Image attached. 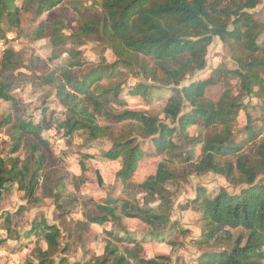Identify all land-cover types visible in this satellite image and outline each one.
Wrapping results in <instances>:
<instances>
[{"label": "trees", "instance_id": "obj_1", "mask_svg": "<svg viewBox=\"0 0 264 264\" xmlns=\"http://www.w3.org/2000/svg\"><path fill=\"white\" fill-rule=\"evenodd\" d=\"M63 1L0 0V39H7L5 33L12 29L18 32L24 15L38 19L49 11H62ZM260 4L264 5V0H100V14L76 21L68 34L61 15L35 26L31 40H46L52 54L49 60L31 56L26 63L19 51L0 45V100L10 105L0 119V129H6L11 141L8 152H0V192L16 188L27 203L39 201V189L50 193L55 204L63 198L61 160L43 137L49 128H55L62 138L81 137L76 152L81 184L86 182V163L93 157L88 150L106 142L109 145L98 156L120 161L115 179L126 197L92 199L82 208L83 220L74 222L78 234L92 224L110 226L103 230L108 238L103 253L92 264H166L169 256L143 257L142 243L186 234L171 220L174 193L168 185L207 172L223 176L238 191L231 194L221 187L209 193L199 189L186 203L202 222L201 238L196 242L200 254L190 264H262L264 21L254 13ZM214 37L226 45L235 67L229 69L221 62L205 79L183 85L189 74L205 68L207 48ZM88 40L101 46L95 63L82 58L79 50ZM66 46H70L69 59L49 68L48 61L58 59L56 51ZM106 52L113 56L112 62L107 61ZM37 64L41 65L38 73L33 70ZM20 70L32 71L33 76L29 78ZM229 76L238 82L237 94L228 86ZM129 77L136 81L129 83ZM29 79L53 88L58 112L47 116V101L29 111L15 97L14 92ZM220 82L226 85L221 95L216 100L208 98L207 88ZM256 89L263 100L259 118L263 125L254 128L255 120L246 113L245 135L236 140L237 117L247 108L243 99L252 98ZM123 93L148 102L166 94L163 118L127 108ZM192 126L204 133L190 135ZM147 142L156 155L167 157L158 162L153 174L133 183L139 162L150 154L149 148H144ZM20 150L25 151L23 158L11 156ZM174 162L180 165L179 171L172 166ZM97 183L102 184L100 176ZM123 218L138 219L146 229L135 234L124 227ZM227 229L237 234L230 235ZM5 230L20 237L9 225ZM71 230H65L68 237ZM39 234L44 244L36 242L22 264H80L63 256L66 248L61 247L58 224L36 217L23 235ZM119 243L128 247L120 250Z\"/></svg>", "mask_w": 264, "mask_h": 264}, {"label": "rangeland", "instance_id": "obj_2", "mask_svg": "<svg viewBox=\"0 0 264 264\" xmlns=\"http://www.w3.org/2000/svg\"><path fill=\"white\" fill-rule=\"evenodd\" d=\"M100 0H64L62 4V11H49L41 15L38 19H34L31 14H26L22 17L20 30L17 32L12 29L5 33L7 39L3 41L0 39L1 48L12 47L19 51L22 58L28 63L31 56H37L44 60H49L51 50L47 46L45 39L37 41L31 40V32L35 26L41 21H53L58 18L59 15L66 20L64 33L68 34L72 26L76 24V21H80L84 18L97 17L100 14L99 7ZM256 17L259 20L264 21V5L260 4L254 10ZM70 46H66L65 49H59L56 51L58 59L48 61V67L54 68L55 66L64 64L68 59L67 50ZM82 52V58L91 63H95L98 59L101 46L96 40H88L85 45L79 48ZM1 54V52H0ZM108 62L114 60L110 52L105 53ZM230 52L223 42L217 37L213 38L212 43L207 48L206 53V66L203 70L189 74L187 78L182 82L183 85H187L190 82L205 79L221 62H226L229 69L235 67L232 60H230ZM31 66V63H29ZM41 65L37 64L33 67V70L40 68ZM27 77L33 76L32 71L20 70ZM29 79L28 83H25L21 89L14 92L16 98L22 101L26 105L29 111L34 108L40 107L42 102L47 101L50 103V108L47 111V116L51 111L58 112L60 107L54 98L53 88L50 86H44L40 84L39 80ZM135 78L129 77V83L135 82ZM229 87L233 94H237L238 82L233 76L228 78ZM226 87L225 83H218L209 86L206 90V96L211 99H218L222 91ZM127 103V108L133 110L147 111L152 114L158 115L163 118L162 108L166 101L167 95L160 94L155 96L151 102L144 100L143 98H132L126 93L122 94ZM243 103L246 105L245 110H241L235 124L236 140L241 139L245 133L242 131L247 124V114L252 116L254 121V128L259 129L263 125V122L259 119L262 114L263 100L259 97L257 89L255 95L252 98H244ZM10 105L8 102L0 100V119H2L8 113ZM203 134L204 131L197 126L189 128L190 135ZM63 147L56 149L55 153L59 156L60 164L58 168L61 169L62 174L65 176L64 181V196L55 204L51 194L47 191L39 189L36 192L39 201L36 203H27L24 199V194L16 188L5 190L0 192V264H22L24 260L29 256L31 249L36 242L42 241L41 235L25 237L23 233L31 226L32 221L38 218H44L49 223H56L62 229V238L60 239L61 247L66 248V252L63 254L66 259L71 262H79L80 264H92V260L95 257L100 256L103 253L107 236L103 232L104 228L109 229V224L103 226L92 224L86 231L82 230L79 234L76 232L74 222L82 219V208L84 204H88L90 200L100 202L108 195L126 197L122 191V185L116 182L115 174L120 168V161H108L100 158L99 152L102 148H107L109 143L102 142L96 144L88 150L93 154V157L86 163L88 170L85 178L86 182L81 184L77 180V176L81 174L79 167V155L76 153L78 146L81 144V137L75 135L71 139L63 138ZM11 141L7 136L6 129H0V152L6 154L10 149ZM144 148H149V155L144 156L139 162L137 171L135 172L131 181L133 183H139L146 177L153 174L159 161L166 158L165 155H156L151 143L147 142ZM87 152V149H83ZM25 155L24 150H20L18 153L11 156H20L23 158ZM9 158V157H8ZM172 166L178 171L180 165L173 163ZM98 176L102 179V184L97 183ZM76 177V178H73ZM169 188L173 191V210L171 220L178 222V224L186 230L185 235L174 233L169 241H173L174 244L170 245L167 241H152L146 240L142 243V256L146 258L157 257L159 255L169 256L170 260L165 261L166 264H190L193 263L198 255L200 249L198 248L197 241L201 238L200 216L192 206L186 205L189 200L194 199L196 192L199 189H205L207 192L216 191L219 188H225L229 193L233 194L238 191L237 187L230 185L223 176L215 174L213 172H207L203 175L190 174L184 179H180L179 182L169 184ZM72 198H75V204H70ZM61 204V205H60ZM187 206V207H186ZM65 211V212H64ZM9 225L14 232L19 234L18 237L15 234L8 233L5 228ZM123 225L126 229L135 234H141L146 229V226L135 218H123ZM66 228H71L72 235L68 237ZM229 230V229H227ZM230 235L237 234L233 229L229 230ZM122 234V233H120ZM149 239V238H148ZM128 247L127 244H120V250ZM264 264V261L262 262Z\"/></svg>", "mask_w": 264, "mask_h": 264}, {"label": "built area", "instance_id": "obj_3", "mask_svg": "<svg viewBox=\"0 0 264 264\" xmlns=\"http://www.w3.org/2000/svg\"><path fill=\"white\" fill-rule=\"evenodd\" d=\"M1 45V44H0ZM43 137L46 141L56 150H60L63 147V138L59 136L55 128H49L43 133Z\"/></svg>", "mask_w": 264, "mask_h": 264}]
</instances>
